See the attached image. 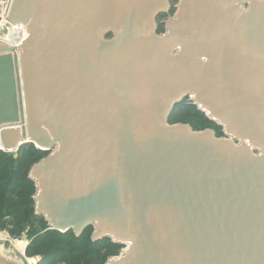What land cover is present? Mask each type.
Returning <instances> with one entry per match:
<instances>
[{
  "label": "water",
  "instance_id": "95a60500",
  "mask_svg": "<svg viewBox=\"0 0 264 264\" xmlns=\"http://www.w3.org/2000/svg\"><path fill=\"white\" fill-rule=\"evenodd\" d=\"M175 9L158 32L168 0H12L0 151L47 153L35 215L123 246L105 264H264V0ZM185 99L223 136L170 124Z\"/></svg>",
  "mask_w": 264,
  "mask_h": 264
},
{
  "label": "trees",
  "instance_id": "16d2710c",
  "mask_svg": "<svg viewBox=\"0 0 264 264\" xmlns=\"http://www.w3.org/2000/svg\"><path fill=\"white\" fill-rule=\"evenodd\" d=\"M161 27L158 25V32H162ZM185 100L174 107L170 124H188L194 131L211 129L217 137L223 136L221 127ZM46 155L31 144L20 147L15 154L0 151V231H8L13 239L25 238V255L38 259L36 264H105L118 256L123 246L107 238L93 242L92 227L76 237L72 231L49 230L44 218L35 215V184L28 174L31 166Z\"/></svg>",
  "mask_w": 264,
  "mask_h": 264
},
{
  "label": "bare ground",
  "instance_id": "6f19581e",
  "mask_svg": "<svg viewBox=\"0 0 264 264\" xmlns=\"http://www.w3.org/2000/svg\"><path fill=\"white\" fill-rule=\"evenodd\" d=\"M0 16L3 18V14H2V6L0 4ZM3 23V22H2ZM15 34V35H14ZM17 35V40L14 41L13 40V37ZM27 33L26 31L24 30V27L18 25V26H13L12 29L9 30V33L4 36H0V43H4V44H7V45H11V46H19L20 44V41H22V39H24L26 37ZM0 239L2 240V238L0 237ZM13 244V247L15 248V250H17L18 252H21L25 249V242H19V241H16L15 243H12ZM35 260H30L29 261V264H35Z\"/></svg>",
  "mask_w": 264,
  "mask_h": 264
},
{
  "label": "built area",
  "instance_id": "2783aa9c",
  "mask_svg": "<svg viewBox=\"0 0 264 264\" xmlns=\"http://www.w3.org/2000/svg\"><path fill=\"white\" fill-rule=\"evenodd\" d=\"M11 2H12V0H5L4 2H0L1 6H2V9H3V11H2L3 18L0 16V29L3 28V27H6L7 29L8 28L9 29H12V27L14 26V25L10 24V22L8 21V13H9V9H10ZM0 9H1V7H0ZM11 240H12V242L18 241V239H11ZM22 240L23 241L25 240L26 245L28 244V242L26 241L25 238H22L20 241H22ZM122 251H123V249L121 250V252Z\"/></svg>",
  "mask_w": 264,
  "mask_h": 264
},
{
  "label": "rangeland",
  "instance_id": "374dc122",
  "mask_svg": "<svg viewBox=\"0 0 264 264\" xmlns=\"http://www.w3.org/2000/svg\"><path fill=\"white\" fill-rule=\"evenodd\" d=\"M5 0H0V2H4ZM9 28L7 29L6 27H3V28H1L0 29V36H2V35H4V36H6L8 33H9ZM15 35V34H14ZM17 35L16 36H14L13 37V40L14 41H16L17 40ZM15 154V153H14ZM0 237L2 238V240H4V241H6L7 243H6V246L8 247V246H10V245H13L12 243H15L16 241H14V242H12V240L11 239H13L10 235H9V233H8V231H0ZM19 242H25V240L23 241H20V240H18ZM27 241V240H26ZM12 242V243H11ZM28 242V241H27ZM25 244H26V242H25ZM120 253H121V251H120ZM119 253V254H120ZM35 262H38V259H36L35 258Z\"/></svg>",
  "mask_w": 264,
  "mask_h": 264
},
{
  "label": "flooded vegetation",
  "instance_id": "af4514ba",
  "mask_svg": "<svg viewBox=\"0 0 264 264\" xmlns=\"http://www.w3.org/2000/svg\"><path fill=\"white\" fill-rule=\"evenodd\" d=\"M169 1V4H170V10L167 14H162V15H159L157 18H156V22H157V25L160 26V23L165 21L168 17H172L175 13V7L176 5L178 4V0H168ZM172 11V13H170ZM164 17V18H163ZM161 31H164L163 30V26L161 27ZM186 101V100H185Z\"/></svg>",
  "mask_w": 264,
  "mask_h": 264
}]
</instances>
